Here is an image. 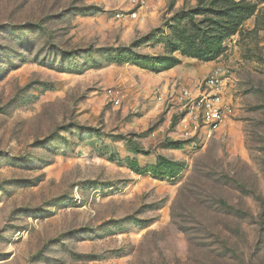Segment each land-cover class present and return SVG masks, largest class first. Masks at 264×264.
<instances>
[{
    "label": "rangeland",
    "instance_id": "rangeland-1",
    "mask_svg": "<svg viewBox=\"0 0 264 264\" xmlns=\"http://www.w3.org/2000/svg\"><path fill=\"white\" fill-rule=\"evenodd\" d=\"M144 1L0 0V264H264V3L221 40L230 0Z\"/></svg>",
    "mask_w": 264,
    "mask_h": 264
},
{
    "label": "built area",
    "instance_id": "built-area-1",
    "mask_svg": "<svg viewBox=\"0 0 264 264\" xmlns=\"http://www.w3.org/2000/svg\"><path fill=\"white\" fill-rule=\"evenodd\" d=\"M144 0H128L132 6L144 5ZM128 15V14H127ZM136 17L132 12L128 15ZM230 79V68L215 67L193 93L187 88H180L174 100L180 106L183 114L185 134L203 133L211 137L219 131L224 120L230 112L229 104L225 102L226 86ZM109 97L114 106L119 105V99L114 93L109 92ZM157 102H162V96L156 97Z\"/></svg>",
    "mask_w": 264,
    "mask_h": 264
},
{
    "label": "trees",
    "instance_id": "trees-1",
    "mask_svg": "<svg viewBox=\"0 0 264 264\" xmlns=\"http://www.w3.org/2000/svg\"><path fill=\"white\" fill-rule=\"evenodd\" d=\"M259 3H264V0H256ZM226 10L224 14L225 21L219 24L218 31H220L221 40L228 39L234 36L242 24L254 16L255 6L247 5L245 3H237L234 1L225 2ZM177 49H173V52Z\"/></svg>",
    "mask_w": 264,
    "mask_h": 264
}]
</instances>
